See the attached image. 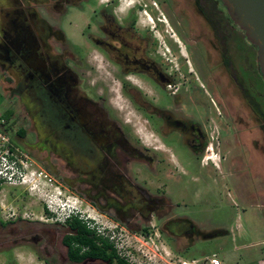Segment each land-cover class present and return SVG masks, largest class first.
<instances>
[{"label":"flooded vegetation","instance_id":"1","mask_svg":"<svg viewBox=\"0 0 264 264\" xmlns=\"http://www.w3.org/2000/svg\"><path fill=\"white\" fill-rule=\"evenodd\" d=\"M0 70L27 129L82 182L92 208L128 228L171 208L217 207L224 168L264 182L257 49L222 0H0ZM8 126L0 118L3 136ZM1 145L15 150L10 137ZM253 154L263 175L251 161L236 174ZM161 225L178 243L231 233L181 217ZM64 226L70 264H109L70 259L64 237L76 229Z\"/></svg>","mask_w":264,"mask_h":264},{"label":"rangeland","instance_id":"2","mask_svg":"<svg viewBox=\"0 0 264 264\" xmlns=\"http://www.w3.org/2000/svg\"><path fill=\"white\" fill-rule=\"evenodd\" d=\"M146 11L150 12L148 9ZM8 79V72L0 70V118L5 121L9 119L4 138L0 132V144L10 137L15 145L14 155L20 158L25 154L27 166L23 182L16 179L14 185L3 183L0 186V219L13 223L0 227V264H70L60 241L61 233L66 232L64 224L74 214L65 221L58 219V210L54 209L60 205L72 209L102 236L111 234V230L118 225L122 233L118 234L122 244L120 251L132 250L140 261L137 264H143L145 260L152 263L159 255L166 258L164 250L173 258L198 259L201 262L215 253L221 264H264V208H255L249 204L264 202V182L259 175L253 182L247 175L229 176L224 168V183L217 207L171 208L162 213L158 221H146L137 225L131 222L135 225L128 228L117 221L112 211L92 208L87 202L82 182L74 179L70 168L63 166L54 153L41 145L33 130L27 129L23 122L25 117L13 110L17 100L8 95ZM141 138L148 141L142 135ZM257 158L254 154L251 155V160L245 157L236 174L245 175L243 168H247L246 164L251 161L253 172L263 175L255 165ZM248 192L251 198L246 197ZM231 202L235 204L233 207L229 206ZM14 217L16 219H12ZM179 217L201 230L220 228L231 233L193 238L191 241L181 237L179 240L182 243H178V240L166 237L161 224L169 218ZM151 223H155L154 229L149 231L151 233L140 231L145 225L152 228ZM24 231H28V234L22 238L20 233ZM13 237L17 238L12 240ZM42 245L49 253L41 251Z\"/></svg>","mask_w":264,"mask_h":264},{"label":"built area","instance_id":"3","mask_svg":"<svg viewBox=\"0 0 264 264\" xmlns=\"http://www.w3.org/2000/svg\"><path fill=\"white\" fill-rule=\"evenodd\" d=\"M2 137L4 138L3 135ZM26 157L27 156L24 154L22 157L18 158L14 155V152H8L7 150L3 153L2 145L0 144V186L3 183H12L14 185L16 183V179H18L19 182L24 181L26 175L24 170L27 166L25 161ZM58 208H60L61 210H59ZM58 208L54 209L58 210L56 211L58 219L61 218L65 221L69 219L73 214L78 215L72 209L63 207V205L58 206ZM105 237H107L110 242L113 243V246L115 247L118 254L126 258L130 263L137 264L138 262H140L135 257L134 252H132V250H128V252L120 251V249L122 248V244H120L121 241L118 237V234L111 231V234H106ZM164 252L166 258H163L161 255H159V257L154 260V262L151 263L145 260L143 261V264H206L207 262H209V264H221V261L215 253H213L210 257H205L204 260L201 262L198 259H184L181 257L173 258L170 256V253L167 250H164Z\"/></svg>","mask_w":264,"mask_h":264},{"label":"trees","instance_id":"4","mask_svg":"<svg viewBox=\"0 0 264 264\" xmlns=\"http://www.w3.org/2000/svg\"><path fill=\"white\" fill-rule=\"evenodd\" d=\"M67 223L72 229H76L75 233L66 234L64 237L70 259L102 257L108 259L109 264H131L125 258L118 256L113 243L107 237L97 234L96 230L90 228L78 215H73Z\"/></svg>","mask_w":264,"mask_h":264},{"label":"water","instance_id":"5","mask_svg":"<svg viewBox=\"0 0 264 264\" xmlns=\"http://www.w3.org/2000/svg\"><path fill=\"white\" fill-rule=\"evenodd\" d=\"M230 17L257 49V63L264 81V0H222Z\"/></svg>","mask_w":264,"mask_h":264}]
</instances>
